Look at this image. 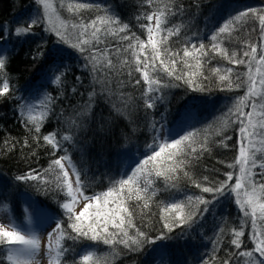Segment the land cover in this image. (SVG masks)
<instances>
[{"label":"trees","instance_id":"trees-1","mask_svg":"<svg viewBox=\"0 0 264 264\" xmlns=\"http://www.w3.org/2000/svg\"><path fill=\"white\" fill-rule=\"evenodd\" d=\"M63 2L65 5L68 4L64 0ZM240 2L264 5V0H153L151 5L147 0H106L104 4H90L91 8L69 12L66 6H60L61 0H54L55 21H52L51 25L47 21L39 22L32 27L31 33L18 36L15 30L30 24L23 20L25 13L40 4L36 0H0V35L3 36L0 43L5 42L8 47L4 53L6 59L4 78L8 80L10 89L7 94L0 96V205L7 204L13 218L17 222H23L27 214L25 194L31 195L40 207L49 210L57 222H63L67 229V214L61 207V204L68 199L64 192L54 183L44 184L40 180L25 181L18 177L29 172L43 174L51 161L64 155V149H66L76 166L82 169L81 179L86 185L85 194H99L107 191L115 181L125 179L123 162L127 157L144 154L145 149L158 137L159 126L162 123L176 122L189 104H194L195 107L204 106L205 112L209 113L207 106L217 104L222 98L237 97L236 101L224 104L214 115L209 114L208 120L195 130L194 133L197 134L194 138L197 143L193 144V147L197 148L195 154L174 157L177 161L184 159L187 163L177 168L174 174L170 173L175 176L173 180L166 183L163 177H156L153 171L149 179L153 181L156 195L151 197L147 208H143V200L125 199V206L132 212V223L145 232L148 239L164 235L163 240H175L182 232L188 231L189 224L174 227L170 232L164 228L165 222L172 223L171 217L177 214L169 208L170 199L176 194L190 193L203 195L213 204L215 195L202 192L201 188L195 186L193 180L202 186H215L226 179V172H232L234 184L238 174L236 169L227 167L237 159L240 147L237 114L234 111L230 113V110H234L237 99L246 94L247 85L242 84L240 88H236L234 83L229 89L225 86L228 81L221 82L218 76L230 75V79L235 81L239 74L241 81L247 79L246 65L230 63L223 56L222 50H227L229 56L235 53V58L240 59L243 51L249 50L250 43L257 45L259 53L261 43L259 21L252 18L251 13L242 17L232 26L230 34L221 37L222 47L219 44L217 51L212 50L211 45L214 42L207 35L205 24L215 7ZM169 4L176 15H169L168 24L162 27L179 26L180 33L168 37L167 44L158 45L162 53L159 59L165 60L171 68L164 48L167 47L172 52L178 51L179 57H175L176 72L191 71L196 75L191 77L193 80L191 85L186 84L183 79L176 80L159 70L161 67L159 59L156 60L158 70L151 75L157 76L162 83L169 86L155 94L162 99L156 100V106L153 109H148L144 106L143 81L139 85L135 84V80L140 79L141 74L133 70L132 76H128L130 67L134 66L121 64L125 58L131 62V50L128 53L117 54L114 49L123 48L129 43V41H121L119 36H131L135 33L140 39H146L144 29L141 27L142 24L147 23L144 16L157 10H164L168 15L165 6ZM177 5L180 7L177 8ZM106 14H114L120 21V24L113 25V28L127 24L128 29L126 32L119 33V36L102 37L105 43L95 45L99 49H108V54L115 66L112 69H105L103 64H100L93 71L92 64L87 59L89 53H81L70 46L76 41L77 34V29L72 28L71 25L79 23L81 19L84 23H88L97 16ZM62 23L65 27H61ZM50 27L65 32L69 43H61L54 32L46 31ZM164 36L165 33L162 31L159 37L154 34V39L162 40ZM201 43L204 44L203 51L206 53L200 56L201 69L185 68L181 59L184 48L187 47L189 51H193L191 45L195 44L198 49ZM38 46H41L39 50L44 52V57L33 59ZM145 53L151 55L150 46L145 48ZM141 59L143 60V55ZM186 59L189 64L195 63L192 58ZM244 59L247 60L246 57ZM216 68L221 70L220 73L213 71ZM229 68H234L231 74L227 73ZM57 75L61 77L60 84L54 82ZM38 86L44 88L52 97V101L44 106L47 116L41 121L39 134L29 130L34 126L22 113L24 104ZM197 87H202L203 90H194ZM73 88L76 91H73ZM90 92H95V96L92 98V108L88 111ZM114 104L122 110L123 115L114 111L112 108ZM243 111L247 113L250 109L244 108ZM259 111L258 108L253 116V124L257 125V131H260L258 122L262 119ZM51 133L55 134V140L60 146V150H56L55 154H53L52 145L42 139L44 135ZM37 135L41 137L38 142L34 139ZM66 135L71 136L72 140L65 141L63 137ZM205 137L208 151L199 147ZM249 139L253 140L254 147L248 146L247 140L245 145L250 147V155L255 152L257 164H259L264 157V151H258V149H264V144L261 143L260 136L249 137ZM24 141H28L27 145ZM224 144H227V147H224ZM186 151L191 150L186 149ZM166 156L167 152L162 154L156 162L150 161L145 166L146 169H153V164L161 170L166 165H171L173 161L165 160ZM161 160H165V163L161 164ZM252 171L255 173L254 181L257 184L264 183V169L257 166ZM184 172H188L191 179L185 177ZM204 177H207V180H204ZM48 179L53 177L49 176ZM187 200L188 198L184 196L177 202L184 204L185 212L191 207ZM115 206L112 202L108 204V208ZM225 207V219L219 226L210 250L205 254H198L192 259H187L181 264H223V261L230 257V264H245L246 261L250 264L249 257L232 255L238 251H251L254 247L248 238L252 231L250 217H244L235 195H232ZM166 209H168L167 212ZM121 215L124 214L121 213ZM125 221L129 235H134L135 229L128 228L127 217ZM241 224L245 225V234L241 237L243 243L238 250L230 241L233 238L232 230H240ZM102 228L101 222L97 231L104 235ZM108 228L109 232L119 231L111 224ZM256 228L257 231L264 232V223L258 220ZM68 232L75 235L70 229ZM159 241L162 240H156V243ZM62 243L67 251L61 264H84L79 258V253L90 245H94L99 253L113 251L114 258L110 262L95 259L89 264H143L155 244L145 240L137 250L126 248L122 244H104L102 240L94 241L86 237L77 240L64 239ZM6 255L7 248L0 246V264H9ZM254 256L257 259L260 257L258 253H254Z\"/></svg>","mask_w":264,"mask_h":264},{"label":"snow or ice","instance_id":"snow-or-ice-1","mask_svg":"<svg viewBox=\"0 0 264 264\" xmlns=\"http://www.w3.org/2000/svg\"><path fill=\"white\" fill-rule=\"evenodd\" d=\"M36 2L43 6L44 15L48 17L47 23L52 24L51 17L48 14V10L52 7L49 0H36ZM151 5L153 0H147ZM61 7H67L69 12L76 11L80 9H88L92 6L87 3H68L64 4L61 0ZM168 15H166L164 10H157L146 14L144 20L147 23L142 24L141 27L144 29L146 34V39L142 40L135 33L131 36L123 35L119 36V33L126 32L128 25L124 24L119 28H113V25H119L120 21L115 17L114 14H106L104 16H97L95 19L90 20L88 23H84L81 19L79 23H74L71 25L72 28L77 29L76 41L71 43V47L77 49L79 52H88L89 56L87 59L92 64L93 71L97 69V66L103 64L105 69H112L115 65L112 58L108 54V49H99L95 45L105 43L102 37L106 36H119L121 41H129V43L123 48L117 47L114 49L115 53L120 54L128 53L132 57L131 62L127 58L121 61L122 65H131L128 71V76H132L133 70L141 74L140 79L135 80V84L139 85L143 81L145 85V90L143 93L144 106L148 109H153L156 106V100L162 99L161 96L155 95L160 93L161 89L168 87V84H164L161 80L151 73L157 72V67L155 61L158 60L162 53L158 46L159 44H167L168 37L172 35H179L180 27H170L162 25L168 24V17L175 16L176 13L172 11L171 5L165 6ZM177 8L180 6L177 5ZM251 13L252 18L259 21V32L261 43L259 45L260 51H257V45L248 44L249 50L243 51L240 59H236V54L233 53L232 56L228 55L227 50H222L223 56L233 64H244L246 65L248 71L246 73L247 79L241 81V76L237 74L235 81L230 79V75H219L218 78L221 82L228 81L225 85L227 88L231 89L235 83L236 88H240L242 84H246V94L243 97L237 99V103L234 106L233 111L237 114L236 120L239 122V133H240V147L238 157L234 163L228 164L227 167L231 169H236L238 174L236 175L235 183L233 184V173L226 172L224 181L219 182L215 186H202L200 183L193 180V183L197 188H201L204 193H212L216 196L223 195L225 191L234 193L236 197V202L241 208L244 217H250L251 224V235L248 237L252 241L254 247L251 251H238L232 255H239L241 257H249L250 264H264V259L257 260L254 253H258L261 258H264V232L257 231L256 225L257 221L264 223V183L257 184L253 177L252 169L257 166L264 169V157L261 158L259 164H257L256 154L252 152L251 155L250 147H246L245 140H247V145L254 147V142L249 137L260 136L261 143L264 144V103L259 105V115L261 120L258 122V127L260 131H257V125L253 124V116L257 113L258 105L256 102V97H259L264 101V14L258 13L256 9H249L247 12H241L234 18L230 19L222 27L219 28L218 32L211 37L214 42L211 47L213 51L219 50L218 38L220 34L226 33L230 34V29L232 26L239 22L242 17H246ZM155 18V28H153L152 21ZM38 23L37 20H32L30 24L26 27H18L15 31L16 34H29L31 33L32 27ZM106 26V27H105ZM61 27H65L62 23ZM103 28V31H102ZM234 30V29H233ZM255 31V29H253ZM46 31L54 32L60 39L61 43H69V40L65 32L60 31L55 27H50ZM165 33L162 40L154 39V34L159 37L161 32ZM227 38V37H225ZM3 40V36L0 35V41ZM150 46L151 55L145 53V48ZM41 46H38V51L33 56V59L43 58L44 52L40 51ZM193 51H189L187 47L183 50V66L188 69L195 68L197 70L201 69L202 63L200 56L206 55L203 51L205 46L200 44L199 48L195 44L191 45ZM164 53L167 55L168 60L171 63V68L169 64L163 60L159 59L160 69L165 72L168 77H172L176 80L183 79L186 84L191 85L193 80L191 77L195 76V72L188 73H177L175 57H179V52H172L169 48H164ZM199 53V55H197ZM143 55V60L141 56ZM244 57L248 59L245 60ZM186 58H192L195 63L189 64ZM253 65H255V75L253 74ZM6 68V59L3 55L2 44H0V96H4L9 92V82L4 78V69ZM215 73H220V69L216 68L213 70ZM227 73L231 74L232 69H227ZM202 75V73H201ZM256 75L259 76V81L257 82ZM187 77V78H186ZM206 78V77H205ZM54 82L57 84L61 83V77L59 75L55 76ZM76 91L75 88L72 89ZM194 90H203L202 87H197ZM95 96V92H90L88 94V104L87 110L90 111L92 108V98ZM251 100V103H249ZM52 101V97H47L48 103ZM126 106V102H125ZM112 108L117 114L123 115L122 110L115 104ZM244 108H249L250 111L245 113ZM47 113L41 112V120H37L35 111L32 107L27 109L28 122L33 124V128L30 131H35L39 134L41 131V121L46 118ZM155 127V126H154ZM251 129V130H249ZM219 134V133H218ZM196 133L189 131L186 135L181 134L178 138H173L171 141L165 140L163 143H158L153 147L152 153L147 156L142 162H138V166L132 171L130 176L125 179H120L115 181L107 191H103L99 194L92 193L87 195L86 185L81 179L82 169H79L76 164L71 159V156L67 154V150L64 149L65 154L53 159L48 168L44 169V173L33 174L29 172L24 176L18 177L20 180H40L44 184L54 183L55 186L64 192L65 196L68 198L65 202L61 204V207L65 210L67 214L68 225L67 229L64 227L63 222H57L55 228L48 233V240L45 248L47 250V255L49 258V264H61L62 258L67 251L64 248L62 241L64 239L77 240L81 237H86L91 240H102L104 244L115 245L122 244L126 248L139 249L145 240L149 243H156V240H163L164 235H160L155 239H148L146 233L136 228L135 224L132 223V212L129 211L128 207L125 206V199H136L137 201L143 200V208L148 207L149 200L151 197L156 195V189L153 188V181L149 179L154 171L156 177H163L167 183L175 178L174 174L176 169L181 167V165L187 163L186 160L181 159L179 161L175 160L174 157L187 155L192 156L197 152V148L193 147V144L197 143L194 139ZM37 142L41 139L39 135L34 137ZM42 139L51 144L55 154L56 150H60L59 142L55 140V134L51 133L44 135ZM65 141L72 140L71 136H64ZM191 141L190 143H187ZM27 145L28 141H24ZM223 144V141H221ZM199 147L208 151L207 138H204V142L199 144ZM227 147V144H224ZM190 149L191 151H186ZM173 150V151H169ZM258 151H264V149H258ZM167 152L165 160H172L171 165H166V167L161 170L155 164H153V169H146V165L149 162H156L162 154ZM198 158V157H197ZM165 160H161L160 163L164 164ZM71 173V175H70ZM52 176L53 179H48ZM184 176L191 179L188 172H184ZM142 177V179H141ZM207 180V177H204ZM143 184V187H141ZM75 185V186H74ZM174 186V185H173ZM151 189V191H149ZM83 201L82 210L76 212L77 205ZM112 202L115 203L114 208H108V204ZM188 204L191 206L190 209L185 212L184 204L172 203L169 208L172 211H176V215L171 217L172 223L165 222L164 228L169 232L173 230L174 227H182L186 224H190L197 214L201 211L199 205H207L211 201L205 199L203 196L188 197ZM250 209V211H249ZM178 210V211H177ZM206 210V209H205ZM166 212L168 209L165 210ZM123 213L124 215H121ZM125 217H127L128 228H134L135 234L129 235V231L125 227ZM118 221V222H117ZM103 223L102 233L97 231V228ZM111 224L118 232H109L108 225ZM244 224H241L240 230L233 229V238L230 243L235 246L236 249H240L243 241L241 237L244 236ZM71 230L72 235L68 232ZM223 231V230H221ZM91 233V235H90ZM122 234V235H120ZM119 237V238H118ZM0 246L7 248L6 259L9 264H39L37 257L41 250V239L35 234V232H25L21 229V226L16 224L13 220L8 221V226L4 223H0ZM93 258L92 253H87L82 257L84 264L91 261ZM230 259L223 261V264H230ZM245 264H249L246 261Z\"/></svg>","mask_w":264,"mask_h":264},{"label":"rangeland","instance_id":"rangeland-1","mask_svg":"<svg viewBox=\"0 0 264 264\" xmlns=\"http://www.w3.org/2000/svg\"><path fill=\"white\" fill-rule=\"evenodd\" d=\"M68 3H87V4H104L106 0H64ZM52 7L48 10V14L52 21H55L56 14L54 11V0H49ZM249 9H256L258 13L264 14V5H253L249 2L243 3H227L215 7L214 11L206 19V33L209 37L215 35L219 28L227 23L230 19L234 18L241 12H247ZM48 17L44 15V9L42 5L35 6L25 13L23 20L31 22L37 20L38 23L47 21ZM153 28H155V18L152 21ZM232 29V28H231ZM230 29V31H231ZM227 36L226 33L220 34L218 43L222 47L221 37ZM154 38V37H153ZM2 44L3 55L8 49L5 42ZM246 59H248L246 57ZM234 68H232L233 70ZM248 71L246 67V72ZM253 74L255 75V65H253ZM51 79V78H50ZM54 79V77L52 78ZM257 82L259 76L256 75ZM47 97L49 94L42 87H36L29 96V100L24 104L22 113L27 117L28 107H32L35 111L37 120L39 121L40 113L45 112V104L47 103ZM237 97L222 98L217 104H213L208 107V112H205L204 106L195 107L194 104H189L187 108L182 112L181 117L174 123H162L158 128V137L156 140L145 149L144 154H134L128 156L123 162L124 178L130 176L132 171L138 166V162H142L152 153L153 147L158 143H163L165 140L171 141L173 138H178L181 134L186 135L189 131L195 132V130L208 120L209 114L214 115L224 104H231L236 101ZM256 102L259 108L261 103H264L259 97H256ZM206 107V108H207ZM256 122V121H255ZM71 175V173H70ZM75 186V185H74ZM235 195L225 191L223 195L214 196L215 201L213 204L201 205V211L197 214L195 219L189 224L188 231L182 232L180 236L175 240H162L154 244L150 249L143 264H181L186 262L187 259H192L198 254H205L210 250L214 237L219 230V226L223 223L226 214L225 204L228 200ZM27 212L23 222H17L7 204L0 205V223H4L8 226V221L11 219L16 224L21 226V229L26 233L31 231L35 232L41 239V250L37 257L39 264H49V258L45 245L48 240V233L51 232L57 223L55 217L46 208L40 207L34 197L25 194ZM195 198L196 194H176L170 199V203H177L182 197ZM84 202L81 201L76 207V212L82 210ZM206 209V210H205ZM175 237V236H174ZM210 243V244H209ZM92 253L93 258L87 264L91 263L95 259H100L102 262H110L114 258V252L111 250L103 251L99 253L94 245L86 247L82 254V257ZM257 259V258H256ZM264 259L258 257L257 260Z\"/></svg>","mask_w":264,"mask_h":264}]
</instances>
